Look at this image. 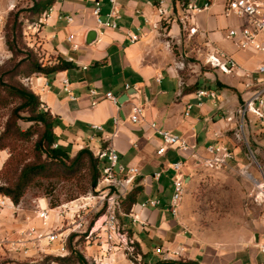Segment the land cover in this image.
<instances>
[{"label": "crops", "instance_id": "1", "mask_svg": "<svg viewBox=\"0 0 264 264\" xmlns=\"http://www.w3.org/2000/svg\"><path fill=\"white\" fill-rule=\"evenodd\" d=\"M162 1L174 11L165 31L152 26L160 18L157 4L150 0H117L121 10L118 29L97 25L93 16L95 0H55L49 17L41 19V47L48 57L69 61L73 68L49 76L35 75L29 81L42 108L56 119L54 133L58 146L76 156L84 148L97 155L111 145L118 152L121 164L140 170L134 188L140 186L143 190L125 217L129 218L130 228L137 232L133 240L145 256L156 254L160 246L185 248L178 218L168 211L173 175L170 165L184 159L173 150L157 155L161 138L150 124L184 137L201 153L217 142L232 149L233 139L227 133L233 129L242 105L239 99L242 103L247 99V85L255 90L262 81V77L246 75L264 65V53L242 50L227 38L229 30L240 28L244 22L235 16H225L226 0H197L199 6L209 3L210 8L189 18V28L196 29L192 35L181 23L186 12L180 4L182 1ZM255 1L264 4V0ZM109 9L110 0H101L102 20H106ZM60 16H72L73 22L68 23ZM91 29L98 30L99 37L94 45L87 46L85 37ZM70 36L79 46L76 51L68 41ZM131 36L138 41L132 42ZM216 51L234 59L240 70L225 75L207 65V56ZM189 58H195V62ZM182 64L184 68L180 69ZM65 80L70 84L68 93L64 90ZM200 89L216 92L217 99L205 98L199 105L196 93ZM131 90L137 97L127 96V101L120 104L119 100L124 101ZM109 92L118 98V103L105 99ZM135 105L144 108V119L138 124L130 120ZM94 126H100L102 131ZM260 131L259 127L258 135ZM233 152L236 160L232 163L237 162V153ZM184 162L188 186L194 183L190 172L197 169L192 160ZM158 172L162 175L157 180L153 175ZM153 199H160L161 206L142 208L143 202ZM132 218L137 222H132ZM255 235L258 243L254 242ZM263 246L264 211H260L254 215L239 250L223 256L221 251L196 247L198 250L188 260L199 264H264V252L260 250Z\"/></svg>", "mask_w": 264, "mask_h": 264}, {"label": "built area", "instance_id": "2", "mask_svg": "<svg viewBox=\"0 0 264 264\" xmlns=\"http://www.w3.org/2000/svg\"><path fill=\"white\" fill-rule=\"evenodd\" d=\"M157 4L158 17L160 21L152 26L155 30L165 31L170 19L174 16V11L164 6L162 0H150ZM182 8H186L181 23L185 31L190 35L196 33L195 28H189V18L193 13L208 10L209 3H203L201 6L197 4V0H180ZM187 1V2H185ZM52 9L45 14L46 18ZM101 0H95V8L93 16L96 18L97 25L102 28L118 29V21L121 19V10L117 0H110V9L106 15V20L101 18ZM225 16H235L244 23L240 28H233L228 31L227 38L242 50H253L258 53H264V4L255 0H226ZM68 23L73 22V17H63ZM165 23V25H163ZM132 42L138 41L137 37H130ZM68 41L72 43L73 50H78L79 46L75 44L74 37L70 36ZM168 42V47L171 48ZM207 65L213 69H218L225 75H231L235 71L240 70L237 62L221 51L209 54L206 58ZM184 68V64L179 66ZM247 77H262L260 85L255 90H250L251 85H247V99L237 111V116L245 121L246 117L252 116L259 123L261 131L259 136L263 138L264 146V65H261L255 72L249 73ZM263 82V83H261ZM65 92H69V81H63ZM128 89V87H127ZM96 96L95 92L91 93ZM105 99L118 103V98L112 93L104 95ZM199 105L203 104V99H217V94L209 89H200L196 93ZM95 105V104H94ZM191 106L188 107V110ZM144 108L142 105H135L132 109L131 122L138 124L143 121ZM232 121V119H229ZM256 122V123H257ZM150 127L159 134L161 145L157 150V155L162 156L168 150L178 152L184 161L192 160L195 169H205L218 171L229 166L236 160L235 153L224 143H215L206 147L204 153L197 150L196 146H192L184 137L177 135L171 131L159 129L155 123ZM97 131H102L100 126H94ZM56 147V145L54 146ZM100 161V177L96 187L87 196L81 197L74 201L51 206L50 203L42 198L34 200V207L30 214H24L20 205H15L4 195L0 194V214L5 211L12 210L13 215H24V219L18 223L14 231L10 233L0 234V254L4 256L24 257L25 259H33L30 264L40 262L49 256L62 257L68 256V241L73 236L85 234L88 230L86 223V211L88 208L97 209L102 216L95 222L94 226L89 230V236L97 234L99 230L104 234L105 243L112 247H119L120 244L129 256L135 253V241L125 233L124 225L120 220L124 213L123 201L128 193L136 186V180L141 176L140 170L136 167H130L120 163V156L115 148L108 145L102 148L96 155ZM183 160L174 162L170 165L173 173L172 194L168 204V211L174 218H179L181 206L186 194V177L183 169L186 162ZM260 179H256L252 174L245 171L247 177L254 183L252 199L256 204L264 203V168L259 167ZM162 173L158 172L153 178L160 179ZM145 182V180H143ZM142 208H158L161 206L160 199L147 200L142 203ZM90 212V211H89ZM23 213V214H21ZM132 222L136 223V218H132ZM100 224V225H98ZM106 233V234H105ZM100 242V244H102ZM264 252V246L260 248ZM112 249H106L111 252ZM34 252V255L30 253Z\"/></svg>", "mask_w": 264, "mask_h": 264}, {"label": "rangeland", "instance_id": "3", "mask_svg": "<svg viewBox=\"0 0 264 264\" xmlns=\"http://www.w3.org/2000/svg\"><path fill=\"white\" fill-rule=\"evenodd\" d=\"M34 2L35 0H0V67L12 59V54L6 46L5 36L7 20L13 10L20 12L23 43L38 55L44 65L50 66L57 62L54 57H48L41 47L39 32L43 26L41 19L45 14L29 18V9ZM189 61L195 62V58H189ZM32 77L20 81L31 88L29 81ZM239 101L243 104L240 99ZM10 110L11 106L0 105V137L6 129ZM256 122L252 116L246 117L245 121L236 116L233 129L227 133V136L233 139L231 145L237 153V162L230 163L228 167L218 171L203 169L190 172L194 183L186 187L181 213L177 219L185 248L177 246L176 249H172L160 246L159 249L156 248V254L145 256L142 248L135 242V253L129 256L122 244L119 247L107 245L101 230L92 237L89 236L90 228L102 216L97 209L91 211V207L86 211L88 215L85 221L88 223V230L85 234L69 239L67 257L49 256L33 264H79V257H82L86 264H156L166 259L188 260L194 256L195 249L205 247L221 251L223 256L236 252L243 246L254 215L264 211V204L258 205L253 201L254 183L245 174L247 171L256 179H260L259 167L264 168V146L261 144L263 137L257 134L259 123ZM19 125L23 130L30 126L25 122H19ZM35 140L36 137L30 142H15L13 147L0 151V189H13L16 186L22 167L26 162L34 159ZM69 156L75 157L71 153ZM94 157L97 159L96 155ZM100 164L98 160L99 177ZM89 181V169L81 171L72 179L38 178L30 184L23 198L15 205H20L24 214H30L34 200L37 198L47 200L53 207L65 204L91 193L94 187H90ZM124 213H126L125 205ZM14 218L12 210L0 214V234L14 231L21 225L18 222L24 219V215L19 213L16 219ZM120 220L124 225L125 233L133 239L137 232L130 228L129 218L121 216ZM102 241L103 243L100 244ZM109 248L112 251L106 252ZM30 254L34 255V252ZM16 256L18 255L0 254V264H30L29 261L33 260ZM63 259H68L67 263H64Z\"/></svg>", "mask_w": 264, "mask_h": 264}, {"label": "trees", "instance_id": "4", "mask_svg": "<svg viewBox=\"0 0 264 264\" xmlns=\"http://www.w3.org/2000/svg\"><path fill=\"white\" fill-rule=\"evenodd\" d=\"M55 3V0H35L29 9V18L40 17ZM20 12H10L6 25V46L12 54V59L0 67V105L11 106L6 129L0 137V151L13 147L15 142H30L34 137L33 160L26 162L21 169L18 182L13 189L1 188L0 194L9 198L12 203L18 204L23 198L25 190L38 178L72 179L89 169L90 187H96L99 178L98 160L88 148L80 150L74 158L69 156L67 150L56 145L54 133L56 119L50 112L42 108L37 94L26 86L23 78L35 75L49 76L73 68V64L62 58L57 59L53 65L47 66L40 62L38 55L23 43L22 21ZM19 122L30 126L23 130ZM142 187H136L128 193L123 205L126 213L132 211L137 197L142 193ZM68 259H63L67 263ZM79 264H86L82 257ZM156 264H199L197 261L161 260Z\"/></svg>", "mask_w": 264, "mask_h": 264}, {"label": "water", "instance_id": "5", "mask_svg": "<svg viewBox=\"0 0 264 264\" xmlns=\"http://www.w3.org/2000/svg\"><path fill=\"white\" fill-rule=\"evenodd\" d=\"M98 37H99V33L98 30L96 29H91L90 31H88L86 37H85V45L87 46H92L94 45L97 41H98ZM147 95V92H146ZM127 96L129 97H137V93L134 90H131L125 97H124V101L123 100H119L120 104H123L125 101H127ZM148 99V98H147ZM254 242L258 243V237L257 235H255L254 238Z\"/></svg>", "mask_w": 264, "mask_h": 264}]
</instances>
